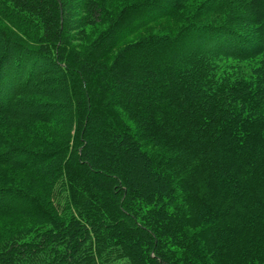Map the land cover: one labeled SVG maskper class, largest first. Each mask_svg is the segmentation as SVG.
<instances>
[{"label":"trees","instance_id":"trees-1","mask_svg":"<svg viewBox=\"0 0 264 264\" xmlns=\"http://www.w3.org/2000/svg\"><path fill=\"white\" fill-rule=\"evenodd\" d=\"M264 264V0H0V264Z\"/></svg>","mask_w":264,"mask_h":264},{"label":"rangeland","instance_id":"rangeland-1","mask_svg":"<svg viewBox=\"0 0 264 264\" xmlns=\"http://www.w3.org/2000/svg\"><path fill=\"white\" fill-rule=\"evenodd\" d=\"M118 264H124V263L121 262V263H118Z\"/></svg>","mask_w":264,"mask_h":264}]
</instances>
